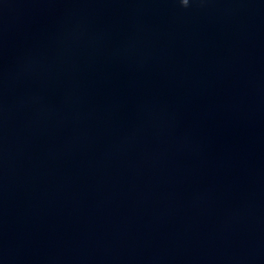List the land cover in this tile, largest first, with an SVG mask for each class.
Returning a JSON list of instances; mask_svg holds the SVG:
<instances>
[{
    "label": "water",
    "instance_id": "95a60500",
    "mask_svg": "<svg viewBox=\"0 0 264 264\" xmlns=\"http://www.w3.org/2000/svg\"><path fill=\"white\" fill-rule=\"evenodd\" d=\"M0 264H264V0H0Z\"/></svg>",
    "mask_w": 264,
    "mask_h": 264
},
{
    "label": "clouds",
    "instance_id": "9594fccd",
    "mask_svg": "<svg viewBox=\"0 0 264 264\" xmlns=\"http://www.w3.org/2000/svg\"><path fill=\"white\" fill-rule=\"evenodd\" d=\"M183 4H187V0H183Z\"/></svg>",
    "mask_w": 264,
    "mask_h": 264
}]
</instances>
